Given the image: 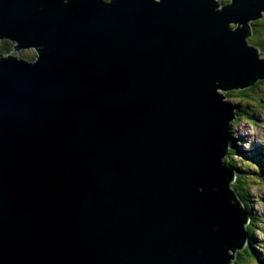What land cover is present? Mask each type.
Here are the masks:
<instances>
[{
    "label": "water",
    "instance_id": "1",
    "mask_svg": "<svg viewBox=\"0 0 264 264\" xmlns=\"http://www.w3.org/2000/svg\"><path fill=\"white\" fill-rule=\"evenodd\" d=\"M0 0V264H233L226 162L264 81V0ZM232 25L234 27H232Z\"/></svg>",
    "mask_w": 264,
    "mask_h": 264
},
{
    "label": "rangeland",
    "instance_id": "2",
    "mask_svg": "<svg viewBox=\"0 0 264 264\" xmlns=\"http://www.w3.org/2000/svg\"><path fill=\"white\" fill-rule=\"evenodd\" d=\"M219 2L222 5L228 3L224 0H219ZM232 27L234 26L232 25ZM252 37H255V34H253ZM252 37L248 38V43L254 46L251 41ZM13 48L14 45L11 42H7L6 40L0 41L1 55H12L30 62L36 60L35 51L25 50L21 51L20 54H17L13 51ZM261 55L264 57L263 54ZM224 96L227 101H230L235 105H249L255 109L254 118L256 119V124L244 119L234 121V126L232 127L234 142L232 146H230V150L228 151L229 154L226 156L225 160L227 163H231L236 169L235 171L238 173V176H240L243 181L246 182L248 179L247 183L249 185L248 188L250 193L249 202L246 208L253 215V217L250 216V225L252 224V229H255L253 238L255 244H253V246H255L254 248L258 260H253L252 258L247 257V261L243 264H264V85L262 84L256 89L252 98V102L254 103L261 101V104L258 106L256 104L239 102L237 99L228 97L227 93H224ZM253 105H256L257 107H254ZM241 135H247V137L244 136V138H242ZM254 157H256V159ZM248 174H251L252 178H248ZM240 178H237L233 185L239 184L241 182ZM231 189L234 193L237 192L233 187ZM235 196L237 197V193ZM241 205L244 204L241 203ZM234 262L235 259L233 263Z\"/></svg>",
    "mask_w": 264,
    "mask_h": 264
},
{
    "label": "trees",
    "instance_id": "3",
    "mask_svg": "<svg viewBox=\"0 0 264 264\" xmlns=\"http://www.w3.org/2000/svg\"><path fill=\"white\" fill-rule=\"evenodd\" d=\"M253 26H254L255 37H252L251 41L255 47H258L260 49L261 54L264 55V22L259 21L257 23H254ZM7 42H9V41H7ZM262 84L264 85V81L258 82L254 87H252L251 89L245 90V91L230 92L227 94V96L230 98L237 99L239 102H242V103L256 104L258 106L261 104V101L254 103V102H252V98H253V95L255 94L256 89H258ZM256 105H253V106L257 107ZM236 106L238 108V111H237L238 116L236 118V121H239L240 119H244V120L250 121L253 124H256V122H255L256 119L254 118V110L255 109L253 107H251L249 105H243V104H237ZM233 126H234V124H233ZM240 153H242V152H240ZM256 156H258V155H256ZM254 158L256 159V157H254ZM228 162H230V161H228ZM229 164H231V163H229ZM237 178H240V176H238ZM248 178H252L251 174H248ZM240 181L241 182L239 184L232 185V187L237 191V192H235V195L237 193V198L239 199V201L241 203H243L246 207L248 202H249V193H250L249 188H248L249 185L247 183L248 179L245 182L240 178ZM250 215L253 217V215L251 213H250ZM250 222H251V220H250ZM246 229H247V232L249 235V241H248L247 247L244 251L237 253V255H235V262L233 264H243L244 262L247 261V259H248L247 257H250L253 260H258V256H257L255 248H254L255 246H253V244H255V241L253 239L254 234H255V229H252V224L250 225V223Z\"/></svg>",
    "mask_w": 264,
    "mask_h": 264
},
{
    "label": "bare ground",
    "instance_id": "4",
    "mask_svg": "<svg viewBox=\"0 0 264 264\" xmlns=\"http://www.w3.org/2000/svg\"><path fill=\"white\" fill-rule=\"evenodd\" d=\"M107 1H108V0H107ZM225 5H226V4H225ZM244 136L247 137V135H244ZM244 136L241 135L242 138H244ZM245 151H246V150H245ZM236 174H237V176H238V173H236ZM242 206L245 207L244 205H242ZM245 208H246V207H245ZM246 209H247V208H246ZM246 247H247V246H245V248L242 249L240 252L244 251V250L246 249ZM240 252H239V253H240ZM235 255H237V253H235Z\"/></svg>",
    "mask_w": 264,
    "mask_h": 264
}]
</instances>
